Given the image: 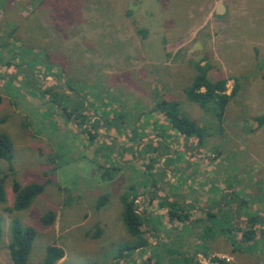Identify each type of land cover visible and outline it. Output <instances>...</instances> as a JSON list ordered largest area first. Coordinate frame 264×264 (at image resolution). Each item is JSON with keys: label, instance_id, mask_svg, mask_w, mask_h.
<instances>
[{"label": "rangeland", "instance_id": "rangeland-1", "mask_svg": "<svg viewBox=\"0 0 264 264\" xmlns=\"http://www.w3.org/2000/svg\"><path fill=\"white\" fill-rule=\"evenodd\" d=\"M198 66L228 95L238 86L221 119L187 99ZM162 101L206 130L194 156ZM263 117L264 0H0V134L14 155L0 159V264H13L12 219L36 232L28 264L52 245L56 264H264ZM15 182L44 191L10 211ZM123 196L147 225L130 259Z\"/></svg>", "mask_w": 264, "mask_h": 264}, {"label": "trees", "instance_id": "trees-1", "mask_svg": "<svg viewBox=\"0 0 264 264\" xmlns=\"http://www.w3.org/2000/svg\"><path fill=\"white\" fill-rule=\"evenodd\" d=\"M33 41V40H32ZM199 73L197 74L193 83L186 89V96L190 102L198 104L205 111H213L217 114L219 119L222 118L226 111L229 102L232 97L238 91V86H235L231 95L226 93V81H213L208 77V70L205 67L198 66ZM157 111L162 116L163 120L168 123L170 129L178 134L182 140L186 143V150L194 156L200 147L205 144L206 130L202 128L197 122L188 118L179 108L177 102H165L162 101L157 106ZM260 122L264 121V117L260 119ZM150 153H158L160 156H164L162 149L153 147L152 145L146 146ZM168 155V154H167ZM13 155V143L8 135L0 134V159L12 163ZM167 158H170L168 156ZM172 158V157H171ZM175 158V157H174ZM174 159L172 158V161ZM15 193V203L10 211H22L28 209L33 201L43 193L44 186L38 183L29 184L22 187L18 182L13 185ZM156 199V195L149 198L150 204ZM123 221L128 233L136 238L134 245H124L119 250L118 256L122 258H132L138 248H144L148 245V242L144 239L143 229L147 226L145 221L139 216L137 212L136 203L133 200H128L127 197H122ZM106 196L102 197L99 202V207L106 204ZM6 202L3 178L0 176V204ZM162 204L168 206V218L170 221L178 220L179 222H186L188 215L184 214L181 210L180 202L169 201L166 197L163 199ZM42 221L45 225H51L55 221V213L50 211L43 218ZM258 222V219H251V225L247 230H243L241 243L250 242L254 237L255 229H253ZM229 232V231H228ZM36 237V232L33 228L24 227L20 220L12 219L11 222V242L9 244L11 259L13 264H28L29 256L32 251L33 243ZM3 239V227L0 219V244ZM124 252L125 256L124 257ZM65 256L63 248L58 246H49L47 248L46 256L42 264H56L62 260ZM215 262L219 264H228L219 259H215Z\"/></svg>", "mask_w": 264, "mask_h": 264}, {"label": "crops", "instance_id": "crops-1", "mask_svg": "<svg viewBox=\"0 0 264 264\" xmlns=\"http://www.w3.org/2000/svg\"><path fill=\"white\" fill-rule=\"evenodd\" d=\"M154 122H155V121H154ZM160 123H161V126H162L163 124H165V122H164L163 120H162ZM155 124H156V123H155ZM157 139H159V140L161 141V143H162V141H163L162 137L159 136Z\"/></svg>", "mask_w": 264, "mask_h": 264}, {"label": "water", "instance_id": "water-1", "mask_svg": "<svg viewBox=\"0 0 264 264\" xmlns=\"http://www.w3.org/2000/svg\"><path fill=\"white\" fill-rule=\"evenodd\" d=\"M223 11L222 7L219 6L218 12L221 13Z\"/></svg>", "mask_w": 264, "mask_h": 264}]
</instances>
